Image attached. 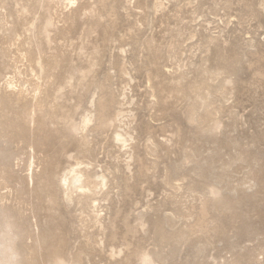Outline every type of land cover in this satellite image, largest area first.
Here are the masks:
<instances>
[{
	"label": "rangeland",
	"instance_id": "374dc122",
	"mask_svg": "<svg viewBox=\"0 0 264 264\" xmlns=\"http://www.w3.org/2000/svg\"><path fill=\"white\" fill-rule=\"evenodd\" d=\"M71 1L0 0L17 261L264 264V0ZM78 163L105 185L69 200Z\"/></svg>",
	"mask_w": 264,
	"mask_h": 264
},
{
	"label": "bare ground",
	"instance_id": "6f19581e",
	"mask_svg": "<svg viewBox=\"0 0 264 264\" xmlns=\"http://www.w3.org/2000/svg\"><path fill=\"white\" fill-rule=\"evenodd\" d=\"M70 3H72L71 0ZM10 85L11 83H9L8 87H10ZM107 112H108L107 102L104 99H100L95 109V116H96L98 128L104 126L107 123L106 121ZM91 123H93L91 114L89 116H85L82 121V130L86 132ZM116 138L118 142H124L122 141L123 139L120 135L117 136ZM79 166H80L79 163L75 167L72 166V168L69 170L66 177L61 183V187L63 188V191L67 195L69 200L71 199L72 195H74L77 192L91 193L100 186L104 187L105 185L104 180L99 182L98 178L91 179L89 176H87L86 171L80 169ZM6 228L8 229V227ZM7 236L8 234L5 235L0 229V264H20V262L17 261V252L13 247V242H11V240H9Z\"/></svg>",
	"mask_w": 264,
	"mask_h": 264
}]
</instances>
